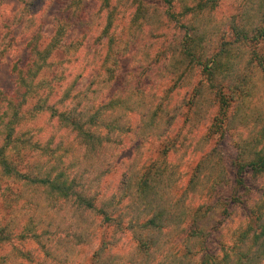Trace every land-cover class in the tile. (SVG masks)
Here are the masks:
<instances>
[{
	"label": "trees",
	"instance_id": "trees-1",
	"mask_svg": "<svg viewBox=\"0 0 264 264\" xmlns=\"http://www.w3.org/2000/svg\"><path fill=\"white\" fill-rule=\"evenodd\" d=\"M82 1L74 0L70 8ZM122 1H125L132 9L129 14L132 15L130 25L141 21L147 22L150 18L151 9L144 0H103L106 11L104 21L107 22V27L104 28L106 34L114 28V20L119 11L117 6ZM158 1L163 9L161 16L165 17V21L177 24L185 33L181 46L183 61L180 65H186L187 72L182 74L181 70H177L178 64L173 66L175 71H178L180 76L197 73L203 79L194 85L190 98L184 104L185 114H182L180 108L169 110V102L166 101L171 96H165L163 98L165 103L161 104L155 102L157 100H148L145 97L147 111L144 116L132 111L127 112L130 121H134L133 116L146 121L147 134L134 138L138 142L135 148L137 154L134 162L126 167L127 171L122 175L123 181L119 183L115 193L108 195L105 190L94 191L95 188L84 183L80 172L83 165L82 159L87 163L95 161L102 156L101 152L105 153L111 148L110 146L121 144L124 140L113 139V135L120 133L123 136H131L130 127L126 133H122L117 122L118 118L113 120L111 116L105 114V111H102L105 107L103 100L95 105L94 109L88 108L83 112L78 111L81 105L74 103L77 97L95 89L96 79L93 77L97 72L105 74L103 64L99 66L86 64L92 74L89 76V85L80 89L79 83L85 74L77 73L75 70L72 72L69 64H56L53 57L48 64L55 65V71L50 72L48 68L42 69L47 79H41L35 88H28L23 92L17 87V83L23 86L25 81L22 78L17 81V73L29 61L28 48L32 45L29 44L26 48L27 57L24 61L19 60L20 64L18 62L12 64L15 88L10 94L0 95V175L3 180L19 184L21 189L13 192L9 184L5 188L12 199L9 197L8 201H5L3 210L6 213L0 217V247L12 243L17 238L35 239L39 242L45 235L50 238L56 237L61 227H55L51 232L41 234V230H37V221L44 224L50 218L57 219L64 204L76 214H90L100 218L99 232L96 230L95 234L91 233V224H89L82 228L81 233L70 236L75 238L73 243L75 248L88 243V236L99 238L100 243L92 256L91 264H141L144 257L153 249L157 250L158 264H240L230 251L236 247L232 242L223 244L221 250L215 254L210 252L207 246L212 234L225 228L220 220H214L212 227L207 231L202 227L208 223L210 214L217 217L218 207L223 204L226 208L222 213L227 217L232 215V211L227 209L228 199L224 202L223 197L217 196L205 212H201V207L199 211L185 214L182 219L175 215V208L171 206V201H175L176 205L182 202L184 208L190 209L193 200L204 195L206 184L198 185L201 176L210 173L207 178L210 180L212 177L215 178L211 174L224 168L220 148L217 150V147H214L208 153L205 148L217 136L219 137L217 143L228 138L234 139L231 131L236 129L226 126V122L235 119L234 114H238L241 110L238 104L241 98L247 100L252 97L253 90L249 86L256 75L264 76V53L260 48L264 44V27L249 30L244 23L237 24L235 16H230L233 23L227 27V31L223 32L221 38L214 42L215 39L209 40V22L210 19L219 21L215 15L220 3L226 0ZM38 2L40 0H32L31 6H35ZM133 6L135 9L132 8ZM35 14L36 12H33L31 15ZM197 18H200L198 23L183 22L186 19L196 20ZM160 22L165 23L163 20ZM20 27L23 29L24 22L20 24ZM32 38L38 39L35 36ZM112 40H109V46ZM235 44L241 45L240 51L233 50ZM70 48H73L72 43L67 45V54ZM108 54L109 52L106 53L104 61L107 60ZM131 66L132 64L128 65L127 70ZM180 68L182 69V66ZM175 75L173 73L172 77ZM120 79L115 80L112 88L119 89L115 87L116 83L121 88L127 87V84ZM144 80L148 78L145 77ZM53 81L57 86L50 88L49 84ZM152 85L153 83L150 82L147 86H143L145 96L147 93L154 95ZM173 89L174 87L169 90L170 94L173 93ZM153 95L151 96L154 99ZM102 96H111V89L107 93L102 92ZM107 104L112 105L113 101L108 99ZM112 110L107 109V111ZM45 113L50 115V119L60 129L75 136L83 152L76 151L71 146L62 151L61 145L53 147V139L43 144L34 142L27 133L20 135L27 116L32 118ZM174 113L183 115L186 126L178 135H175V139H172L173 123L170 122L165 129L163 125L168 116ZM253 123L255 127L252 132L241 127L240 135L244 137L242 142L232 143L235 154L232 167L236 188L245 186V176L249 172L256 179L264 178V126H262L264 115H255ZM191 137L197 140L192 153H197L200 160L186 189L177 199L174 197V192L183 173H180L173 163L168 160L165 162V159H169L170 153L177 155L178 147L189 142ZM145 146L147 149L150 147L148 150L157 153L158 156L157 160L147 162L144 169L140 171L139 160L144 157L141 151ZM35 152L39 153L40 158L33 163L26 161L25 158ZM218 153L219 160L214 164L213 156ZM70 155H73L72 160H69ZM88 165L91 166L90 163ZM219 166L222 168L218 171ZM82 171L88 170L82 169ZM95 171H97L96 168L93 172ZM223 181H226V177ZM21 199H25V206L15 210L14 207L18 206V201ZM185 199L189 202L184 201ZM236 199L237 197L234 196L229 200L231 202ZM137 204H141L146 211L139 213ZM148 208L152 210L147 211ZM21 215L28 218L22 220L19 217ZM177 221L180 223L179 232L182 236L177 240H169L161 244L166 236L174 234L175 237L178 236L176 235ZM83 225L86 223L84 222ZM137 226L140 230L139 234L135 230ZM111 230L112 237L109 236ZM238 232L236 239L238 245L251 243L253 246L264 249V180L260 187V197L254 202L246 216V222L238 228ZM126 236L129 237L132 246L128 252H121L118 250L120 237ZM189 242H195L199 248L196 249L195 246L193 252L191 246H188ZM170 244L175 245V257L167 261L161 260V247L166 250ZM238 255L244 256L243 253ZM0 264H9V262L0 258Z\"/></svg>",
	"mask_w": 264,
	"mask_h": 264
},
{
	"label": "rangeland",
	"instance_id": "rangeland-1",
	"mask_svg": "<svg viewBox=\"0 0 264 264\" xmlns=\"http://www.w3.org/2000/svg\"><path fill=\"white\" fill-rule=\"evenodd\" d=\"M73 1L74 0H64V4H66L70 8V5L73 4ZM144 1L146 5L149 6V9H151V14L158 15L159 19L165 22L163 24L167 25V27L163 28L159 34H153L149 32V37L154 42L163 41L164 37L169 34L171 36L177 37L178 39V44L175 46L174 51L165 52L162 47L154 46L151 54L153 63H161L164 57H167L169 61H171L173 57H175V64H178L177 70H181V73L183 72L182 74L186 73V65H180L181 61H183L181 57V46L182 41L185 39V33H183L182 30L179 29V26L177 24L173 22L167 23L165 21V17L161 16L163 15V9L161 8L158 0ZM229 2L230 0H226L220 3L215 18L221 20L224 16L229 15L233 12V10L228 6ZM97 3H99V10L96 12V16L102 19L103 27L100 26L98 28V31L94 30V33H92L90 37H85L84 41L72 42L73 48H70L68 54L66 53V55H64L62 58L55 57L56 64H69L70 68L73 70L72 72H74L75 70V72L77 73L79 72L85 74L83 80L79 83L80 89L86 88L89 85V76L90 74H92L91 71L88 70L86 64H97L98 66L99 64H102L101 61L104 60L106 53L110 52L111 47L118 40L119 33L123 30V25L125 23L130 25V21L132 18V15H129L132 9L125 3V1H122V3H120L119 5L117 4L119 11L117 12L116 18L114 20V28L112 30H109V33L106 34L104 28L107 27V22L106 20L104 21V15L106 14V11L105 7L103 6V0H89V2L87 3L83 0L80 4L83 5L84 10H88L89 8H94ZM39 5L40 2L36 3L35 6H31L29 0L27 2H24L23 0H0L1 28L8 27V25L11 23H16L15 29H13L12 33L10 34L13 35L14 38H20L21 31L23 30L20 27V24L23 23L24 20L22 18L17 19V16L19 15L17 10L20 9L22 12L32 14L33 12H36L34 10H37ZM125 5H127V7H124ZM132 8L135 9L134 6ZM159 10H161V13H159ZM6 15L8 24L4 23ZM98 26L99 25H97V27ZM75 27L79 30L80 33H83L84 28L82 25L76 24ZM145 30L148 31L147 27H145ZM225 31H227V29ZM221 36L222 35H220L218 39H215L214 42L219 40ZM71 38L72 37L70 35L68 39L71 40ZM110 39L113 40L109 46ZM134 48L135 45H133V49ZM260 48L261 52L264 53V44H262ZM26 57L27 50L25 48L21 53H19V59H17L16 62L20 64V61H24ZM15 63H12V58L9 57L7 63L0 65V95L2 93L6 95L10 94V92H12L15 88V78L12 73L11 67L12 64ZM130 64H132V66L129 69H131L132 71H136V60L131 57H127L121 65L124 72L129 71V69L127 70V66ZM181 66L182 69L180 68ZM72 72L70 73L72 74ZM177 72L174 71L166 76H161L158 73L155 78H148V80L146 81L144 80V77L143 86H147L150 82L155 85H152L155 91L154 95L151 93H147L145 97L148 100H157L155 102L161 104L165 103V101H163V98H165V96H171V98L166 101L169 102V110L171 108H180L182 110V114H185L186 108L184 104L190 98L194 85L203 78L197 73H189L188 76H180V74H178ZM173 73L176 74L175 77H172ZM141 75L143 77V73H141ZM256 78L264 80L263 75H256ZM120 81L125 83L122 77ZM82 85H86V87H82ZM115 87L121 89L120 85L117 83L115 84ZM172 87H174L173 93L170 94L169 92L171 91L169 90L172 89ZM107 91L108 90H106L105 92L107 93ZM151 95L154 96V99ZM179 114L174 113L168 116L163 125V129H165L167 128L168 124H170V122L173 123L172 139H175V135H178V133H180V131L183 130L186 126L183 115L181 116V114ZM256 115L260 114L258 113ZM49 116L50 115L46 113L36 115L32 118L30 116H27V120L20 131V135H22L23 133H27V136L32 138L34 142H40L43 144L50 139H53V147L61 145V149H63L62 151L71 146L74 150H81L83 152V149L79 148L75 136L73 134H70L69 132H66L65 130L60 129V127L55 124ZM132 118H134V120H139L137 116H133ZM240 129L239 132L241 133ZM234 131L235 130L231 131L232 136ZM242 131L244 132V130ZM125 137H129V135ZM229 141H231L230 138L217 143V139H215L206 146V153L214 148L211 147L213 142L215 143V147H217V150L218 148H220L222 158L221 161L224 164V168L219 172L216 171L211 174L214 175L215 178L212 177L210 180L207 179L210 173H207L208 175L201 176V179L198 181V185L206 184L203 192L204 195L203 197L198 196L197 199L193 200L192 205L190 204L191 212L199 211V209L202 207L201 212L203 213L205 212L207 207L213 203L217 196L223 197L224 202L228 199L229 204L227 206V209L229 211H232V215L227 217V215H224L222 213L226 208L225 204L219 206L215 221L220 220L225 228L221 229L217 233H213L212 236L208 239L207 246H209L210 252L214 254L218 253L221 250L223 244H230L232 242L231 236H235V239H237V236L239 234L238 228L244 225L249 210L252 208L254 202H256L260 197V187L264 180V178L256 179L249 172L245 176V186L242 188H236L232 167L233 161L235 160V154L232 148V144L229 145L228 143ZM196 143L197 140L194 137H191L189 139V142L178 147L177 155L170 153L169 159H165V162H167L168 160L169 162L173 163L176 169H178L180 173H183V176L179 178L180 182L174 192V197H176L177 199L181 196L182 191L186 189L190 178L193 176L197 163L200 160V156H198L197 153H192V151H194ZM137 144V140L125 138L121 144L110 146L111 148L108 151H105L106 154L104 152H101L100 155L102 156L99 159L88 162L91 164V166L93 165L96 167H91L85 160L82 159L81 161L83 165L80 168V172L82 173V177L84 178V183L91 186L93 189L95 188L94 191L105 190V193H107L108 195H110L111 193H115L117 191L119 183L123 181L122 175L126 173V167L130 163L134 162L135 156L137 154V152H135ZM148 149L146 148V146L144 148L142 147L141 153L144 154V157L139 160L140 166H138V168L140 169V171L144 169L147 162L157 160V153L152 152ZM39 158V153L35 152L32 155L30 154L29 156H27L25 159L26 161L33 163L36 162ZM72 158L73 155H70L69 160H72ZM94 168H96L97 170L95 171V173L93 172ZM82 169H87L88 171L85 172L82 171ZM225 177L226 181H223V178ZM0 184V188H2L0 191V217H2L4 216V213H6L5 210H3L4 203L5 201H8L10 197V193L5 191L7 184H9V186L12 188L13 192L20 191L21 188L19 184H12V181L3 180L1 178V175ZM199 188H201V186H199ZM234 196L237 197V199L230 202L229 199ZM10 198L12 199V196ZM186 200L187 199H185L184 201ZM24 201L25 199L19 200V207H14V209L18 210L17 208L25 206ZM19 217L22 220L28 218L27 216L22 215ZM51 217L54 216L51 215ZM99 221V217L90 214H76L75 211L70 210L63 204L61 214L57 216V219L51 220L50 218L44 223L47 226L41 230V234H45V232H51L52 230H54L55 227H61L62 229L61 231H59L60 233L56 237L50 238L48 235H45L44 237L40 238V243L35 239L20 240L17 238L12 243L5 244L0 247V258L7 260L9 264H91L92 256L100 243L99 238L97 239L96 237L94 238L88 236V243H84L83 245L81 244L79 247L75 248L73 244L75 243V238H70V236L81 233L82 228L89 224H91V233L95 234L96 230L99 232ZM203 221L207 220L203 219ZM84 222L86 223V225H83ZM112 233L113 232L111 230L109 232V236L112 237ZM176 235L178 236H176L175 240L179 239L182 236L181 232H176ZM193 243L194 247L191 246V250L194 252L195 246L196 249L199 247H197L195 242ZM119 244L120 245L118 250H120L121 252H128L129 248L132 246L128 236L124 238L120 237ZM3 263H5V261Z\"/></svg>",
	"mask_w": 264,
	"mask_h": 264
},
{
	"label": "clouds",
	"instance_id": "clouds-1",
	"mask_svg": "<svg viewBox=\"0 0 264 264\" xmlns=\"http://www.w3.org/2000/svg\"><path fill=\"white\" fill-rule=\"evenodd\" d=\"M32 0H29L31 3ZM89 2V0H84ZM233 12L224 16L221 20L216 21L210 19L209 22V40L218 39L220 35L227 29V27L233 23L230 19V15L236 17L235 22L237 24L244 23L249 30L264 27V0H230L228 5ZM124 7H127L125 5ZM99 10V3L94 8L88 10L83 9L82 4H76L69 8L64 4V0H40V5L35 15H31L27 12H22L18 9L17 19L22 18L24 20V27L21 31L20 38H14L12 33L16 27V23H11L8 27L0 28V65L8 62V58H12V63H15L19 59V53L23 49L27 48L29 44L32 45L28 48L30 59L20 72L17 73V81L23 79L25 84L22 86L17 83V87L23 92L28 88H35L40 83L41 79H47L42 69L48 68L50 72L55 71V65L49 66L48 61L53 57H63L66 55L67 45L74 41H84L85 37H90L94 30L98 31L97 25H103L102 19L96 16V12ZM200 18L196 20L186 19L184 23H198ZM4 23L8 24L7 15L5 16ZM145 23L148 31L145 30ZM76 24L83 26L84 31L80 33L75 27ZM167 25L162 24L158 15L151 14L147 22L141 21L135 25H123V30L119 33L118 40L111 47L106 61L102 60L104 73L97 72L93 77L96 79L95 89L91 92H87L84 95L77 97L74 103L81 105L78 111H85L88 108H95V105L99 104L101 100L104 101V109L106 115L112 117L113 120H117L122 133H126L128 128H131V136L125 137L120 133L113 135V139H134L140 138L147 134V125L145 120L130 121L127 112H136L141 116H144L147 111L145 105V95L143 87V79L147 77L153 79L159 73L161 76H166L169 73L175 71L173 67L176 63L175 57L171 61L164 57L161 63H153L152 50L154 46H160L167 51H174L175 46L178 44V39L175 36L166 35L163 41H153L149 37V32L153 34H159L163 28ZM61 33V35H57ZM71 35V40L68 37ZM38 37L33 39L32 37ZM133 45L135 48L133 49ZM241 49V45L235 44L233 50L238 52ZM127 57H131L136 60V71L129 69L128 72H124L121 64ZM143 73V77L141 76ZM123 78L127 84L126 88L115 89L112 88V84L117 78ZM254 85V87H253ZM56 82L49 84L50 88H55ZM139 86V87H138ZM155 86V85H153ZM86 87V85H82ZM253 90L252 97L247 100L241 98L238 101L241 110L238 114H234L235 119H230L226 122V126L236 129L233 132L234 139L229 141V145L236 142H242L244 137L240 135L239 129L245 127L252 132L255 125L253 119L256 114L264 115V80L256 78L249 86ZM111 89V96L104 97L102 92ZM113 101L112 105L107 104V100ZM113 109L107 111V109ZM264 126V125H262ZM219 137L217 136L216 139ZM211 147H215L213 142ZM219 153L213 156V163L215 164L219 160ZM222 166L218 167V171ZM171 206L175 208V215L181 219L187 213L191 212V209H186L181 202L180 205H176L175 201H171ZM139 213H144L146 209L137 204ZM148 208L147 211H151ZM137 213V215H139ZM215 220V215L209 217V222L206 226L202 225L205 231L212 227V222ZM46 224H41L37 221V230H42L46 227ZM139 234V227L135 229ZM181 230L179 221L176 222V231ZM175 235L166 236L161 241V244L169 240H175ZM232 243L235 245L233 255L240 264H264V249H260L259 246H253L251 243H245L244 245H238L235 236H231ZM180 242V241H177ZM188 246H193V242H189ZM243 253L244 256L238 255ZM157 250L147 254L141 264H158L156 260ZM176 249L174 244H170L165 250L163 247L160 249L161 260L167 261V259L175 257Z\"/></svg>",
	"mask_w": 264,
	"mask_h": 264
}]
</instances>
